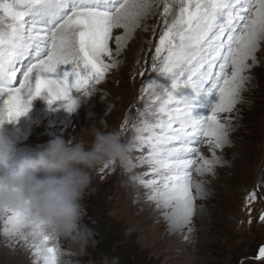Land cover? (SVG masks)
Returning <instances> with one entry per match:
<instances>
[{"label": "snow or ice", "instance_id": "1", "mask_svg": "<svg viewBox=\"0 0 264 264\" xmlns=\"http://www.w3.org/2000/svg\"><path fill=\"white\" fill-rule=\"evenodd\" d=\"M161 5L164 27L127 146L146 149L138 159L151 178L133 179L150 189L149 199L158 208L167 209L171 228H183L191 225L195 201L203 194L193 170L214 172L221 163L215 150L231 143L229 118L222 114L232 113L241 101L251 79L247 73L258 62L264 0H0V122L23 115L42 94L49 104L63 100L72 110V93L89 95L120 63L117 58L135 29ZM114 29H123L114 37L115 49L110 47ZM59 66L68 70L60 74ZM201 142L211 159L198 150ZM127 166H132L129 157ZM257 195L251 191L245 206ZM0 218L10 225L6 234L32 249L33 264H62L59 245L42 221L7 209L0 210ZM256 259L264 261V246Z\"/></svg>", "mask_w": 264, "mask_h": 264}, {"label": "rangeland", "instance_id": "2", "mask_svg": "<svg viewBox=\"0 0 264 264\" xmlns=\"http://www.w3.org/2000/svg\"><path fill=\"white\" fill-rule=\"evenodd\" d=\"M162 12L160 7L150 16L157 20ZM163 27V20H160L158 25L140 28L143 34L139 41L147 45V51L142 54L147 67H151ZM122 30H113L112 44H115V35H121ZM122 55L118 65L122 64ZM256 57L258 62L247 73L251 79L245 84L241 101L232 113L222 114L229 118L231 143L215 150L221 163L215 165L214 172L203 175H197L193 170V180L203 182V194L195 201L191 225L171 228L164 216L167 209L158 208L156 202L149 199L150 189L133 179V176L151 178L150 174L144 175L149 173L148 166L138 159L142 154L146 155V149L133 147L128 152L130 168L127 163H115L94 172L92 183L81 201V224L90 230L91 239L87 246H82L70 238H55L62 264H98L113 257L121 258L122 264H264L256 259L259 248L264 246V221L260 220L264 214V183H261L264 178V45ZM117 66L106 73L105 79L94 85L93 90L89 89L90 95L85 97L74 91L73 98L94 102L99 96H108L116 82ZM147 74L145 72L140 79L135 78L134 73H125L119 87L117 112L107 121L108 130H118L122 142L127 145L135 136L132 124L138 119L137 110L143 108L139 97ZM119 79L118 76L117 81ZM45 95L35 98L28 108L36 117L30 115L25 119L21 116L0 122V136L11 142L15 149L29 148L37 153L52 139L69 140L80 132L66 114L68 110L62 108L66 101L49 104L43 98ZM46 104L50 105L48 112L44 110ZM40 107L44 113H50L41 114ZM111 109L115 108L108 102L105 111ZM61 132L65 134L61 135ZM197 147L205 157L212 158L207 144L201 142ZM254 189L258 193L256 200L245 206V197ZM104 225L115 238L117 254L113 253L115 250L96 249ZM6 228L10 225H5L4 219L0 218V264H33L37 258L32 249L19 237L6 234Z\"/></svg>", "mask_w": 264, "mask_h": 264}, {"label": "clouds", "instance_id": "3", "mask_svg": "<svg viewBox=\"0 0 264 264\" xmlns=\"http://www.w3.org/2000/svg\"><path fill=\"white\" fill-rule=\"evenodd\" d=\"M13 152V144L0 136V210L27 212L52 237L87 246L91 233L81 224V201L98 168L127 163L129 148L119 131L108 130L101 119L69 140H50L34 157L21 158L14 171H7Z\"/></svg>", "mask_w": 264, "mask_h": 264}, {"label": "bare ground", "instance_id": "4", "mask_svg": "<svg viewBox=\"0 0 264 264\" xmlns=\"http://www.w3.org/2000/svg\"><path fill=\"white\" fill-rule=\"evenodd\" d=\"M160 7L162 8V11H163L162 5ZM150 15H154V12ZM150 15L148 16L147 19H145L141 22L140 27L135 29V31L132 33L131 37L127 40V42L123 48V51H122V54H123L121 57L123 59L121 61L122 64L118 65L117 68L115 69V71H116L115 73H117V78L119 76L120 79L118 81H117V78L115 79L116 82H115L114 86L112 87V89H110L109 95L103 96V97L99 96V99L96 98L94 100V102H92L93 100L88 101V99H83V98L81 99L80 98V99H78V101H79L78 105L74 109L68 110V113L66 111H64V113L66 112V114H68V117L70 118V120L76 124L75 126L80 131L92 126L93 124H98L100 122V119H103L107 123L110 115L112 113L117 112L119 102H120V98H118L119 97L118 92L120 91L119 87H121L122 82H124L125 73H134L136 76L135 78H140V77L142 78V76L140 75L141 71L148 72V74L151 72V67H147L148 63L145 64L146 60H145V62H144V60L142 61V59H143L142 54H144V52L147 51L146 50L147 45H144L139 41V38L143 34L141 32L140 28H142V26H145V29H146V26H149V24H153V26L158 25L160 20H164V17L162 15H160L159 19L156 20L154 18H151ZM169 19H170V17H169ZM120 32L121 31H118L117 33H120ZM122 32H123V30H122ZM148 41H149V38H148ZM115 45L116 44H114V42H113V44L110 42L111 48L114 49ZM117 59L119 60L120 58L118 57ZM148 74H147V76H148ZM152 75H154V73H152ZM133 83H134V81H133ZM33 100H35V99H33ZM33 100L31 101V104H32ZM55 102H57V101H55ZM108 102H111L115 109L114 110L111 109V110H108V112H106L105 109H107V103ZM45 106H46L45 107L46 109H44V110L48 112L50 109V105H49V107L47 104ZM40 108H41V114L47 115L50 113V112L44 113L42 107H40ZM62 108L66 109L65 107H62ZM30 115L33 118L36 117V116H34V114H32V112L30 110H28L26 113H24L21 116H24V118L26 119V117H28ZM21 116H19V117L21 118ZM19 117H17V118H19ZM21 123H22V121H21ZM63 134H65V133L61 132V135H63Z\"/></svg>", "mask_w": 264, "mask_h": 264}, {"label": "trees", "instance_id": "5", "mask_svg": "<svg viewBox=\"0 0 264 264\" xmlns=\"http://www.w3.org/2000/svg\"><path fill=\"white\" fill-rule=\"evenodd\" d=\"M115 238L112 237L111 233H110V229L109 227H106L104 225V229H102L101 234H100V238H99V244L96 247V249H103L105 251H113V253L118 252V246H116V244L114 243ZM121 258H111L110 260H104L101 263L98 264H122V262H120Z\"/></svg>", "mask_w": 264, "mask_h": 264}]
</instances>
